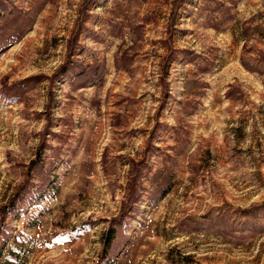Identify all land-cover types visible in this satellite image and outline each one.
<instances>
[{
  "label": "rangeland",
  "instance_id": "rangeland-1",
  "mask_svg": "<svg viewBox=\"0 0 264 264\" xmlns=\"http://www.w3.org/2000/svg\"><path fill=\"white\" fill-rule=\"evenodd\" d=\"M0 264H264V0H0Z\"/></svg>",
  "mask_w": 264,
  "mask_h": 264
}]
</instances>
